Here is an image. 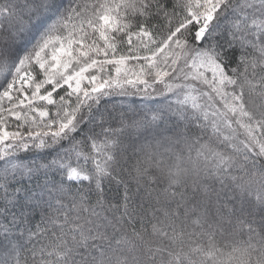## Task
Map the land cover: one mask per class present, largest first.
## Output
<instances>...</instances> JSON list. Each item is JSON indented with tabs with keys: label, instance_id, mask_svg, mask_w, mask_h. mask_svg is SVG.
Wrapping results in <instances>:
<instances>
[{
	"label": "snow or ice",
	"instance_id": "snow-or-ice-1",
	"mask_svg": "<svg viewBox=\"0 0 264 264\" xmlns=\"http://www.w3.org/2000/svg\"><path fill=\"white\" fill-rule=\"evenodd\" d=\"M0 264H264V0H0Z\"/></svg>",
	"mask_w": 264,
	"mask_h": 264
},
{
	"label": "trees",
	"instance_id": "trees-1",
	"mask_svg": "<svg viewBox=\"0 0 264 264\" xmlns=\"http://www.w3.org/2000/svg\"><path fill=\"white\" fill-rule=\"evenodd\" d=\"M123 103L125 105L132 104L135 107V106H143V104L147 102L143 101L140 97L133 96V97L124 98Z\"/></svg>",
	"mask_w": 264,
	"mask_h": 264
}]
</instances>
